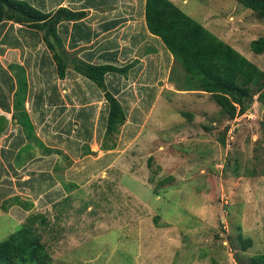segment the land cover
I'll return each instance as SVG.
<instances>
[{
  "label": "rangeland",
  "instance_id": "1",
  "mask_svg": "<svg viewBox=\"0 0 264 264\" xmlns=\"http://www.w3.org/2000/svg\"><path fill=\"white\" fill-rule=\"evenodd\" d=\"M171 1L264 71V52L249 48L251 40L264 38V19L235 0ZM143 3L137 1L135 14L141 15ZM57 46L55 51L46 44L42 51L48 59L42 83L48 89L60 79L53 51L67 71L74 70L73 53ZM160 71L154 78L147 74L145 86L129 84L113 93L125 120L112 132L106 124L108 89L94 86L91 99L100 108L92 106L74 122L85 126L82 117L88 115L97 145L74 133L78 159L57 143L66 121L60 119L67 115L49 110L40 137L34 131L39 141L26 138L36 148L29 161L49 174L42 180L38 175L20 179L32 170L24 160L17 171L11 169L16 179L5 172L0 180V240L27 216L41 214L46 223L37 221L36 226L50 251L48 264H251L249 256L264 253V227L257 223L264 217V199H259L264 196V104L255 88L243 109L237 107L230 116L209 93L193 89L189 81L185 84V78L186 87L177 86L183 71L170 57ZM15 75L22 77L18 71ZM34 75L23 71L32 92L35 83L26 78ZM78 90L85 94L91 88L83 83ZM55 98L52 93L47 101ZM74 122L71 134L78 129ZM246 188L256 197L247 206L242 199ZM201 206L208 208V219L194 215ZM245 238H251L247 248L242 246Z\"/></svg>",
  "mask_w": 264,
  "mask_h": 264
},
{
  "label": "crops",
  "instance_id": "2",
  "mask_svg": "<svg viewBox=\"0 0 264 264\" xmlns=\"http://www.w3.org/2000/svg\"><path fill=\"white\" fill-rule=\"evenodd\" d=\"M26 1L43 12L54 11L60 6L86 12V15L79 20L59 22L56 25V32L62 39L65 50L73 53L74 58L94 64L130 65L123 73L109 72L105 74L104 84L112 94L117 92L118 87H126L129 84L145 86L142 81L149 79L146 77L147 74L151 73L152 78L156 77L161 72L160 68L166 65L169 57L173 59L172 54L166 48L169 56L164 54L158 42V39L161 41L160 38L149 33L146 27L144 17L145 0L141 15L135 14L138 0ZM68 4L72 7L67 6ZM44 47H46V44L42 31L10 20L8 22L0 21V118H4L3 121L0 120V124H5L3 131L0 133V180L4 178L6 171L10 174L8 175L9 179H16L11 174V169L14 167L17 171L21 160H24L28 169L32 170H26L22 176L23 178L20 179L28 180L33 175H38L42 180V178H46L47 173L49 174L48 169L38 168L34 166L35 164H32V161H29L34 157L33 153L36 148L29 150H33V153L24 152L21 160H17V155L28 143L21 124L12 116L14 112L13 96L18 87L17 79L14 77L16 76L15 72L18 71L17 65L22 66L23 71L35 73L34 77L26 78L28 81L35 83V91L32 92L28 89L23 103V108L33 125L35 134L40 137L42 127H47L48 115L46 114L53 108L57 113L67 115V118L61 117L60 119L63 123L64 120L66 121L63 131L60 130L59 132L63 138L61 139L62 136H60V141L57 142L63 151L66 153L70 151L78 159L80 147L76 146L75 148L74 146L76 145L74 142H79L77 139L75 141V138H72L74 133H83L82 137L88 145H97L96 132H90L91 122L89 121L91 119L88 115L82 117L84 119L83 123L87 125L79 127L78 123L74 122V119L80 113H90L92 106L95 107V111L100 108H97L98 106L94 105L91 99L95 96L96 85L74 70L70 69L71 72H69L65 69L63 78H57L56 84L54 83L51 89L45 88L42 83L45 80L43 71L48 59L43 57ZM20 49L23 51L21 52ZM22 55L23 57H21ZM27 68L30 70H27ZM169 74L170 71L167 74V79ZM171 82H173L172 79ZM83 83L91 88L89 93L82 94L78 90L79 84ZM61 85L65 88L61 90L62 92H59ZM124 90L123 88L120 89L121 93ZM50 93L56 94V102L47 101V96L50 97ZM73 122L74 127L78 129L73 130V134H71L70 123L73 124ZM79 128L80 132L78 131ZM42 140L46 147H50L46 143L45 137H42ZM40 161H46V159ZM3 163L8 165L7 169H5ZM33 167H36L35 171ZM3 186L9 187V185Z\"/></svg>",
  "mask_w": 264,
  "mask_h": 264
},
{
  "label": "trees",
  "instance_id": "3",
  "mask_svg": "<svg viewBox=\"0 0 264 264\" xmlns=\"http://www.w3.org/2000/svg\"><path fill=\"white\" fill-rule=\"evenodd\" d=\"M235 1L250 9L258 18L264 19V0ZM85 15L86 12L83 10H72L64 6L51 12H43L26 0H0V21L5 18L42 31L44 41L52 50H55L56 45L57 48L65 50L62 39L57 35L56 25L61 21L79 20ZM144 17L149 33L160 38L164 47L172 54L174 62L183 71L182 79H178L181 81L176 84L177 86L186 87L185 84L189 81L193 89L209 93L230 116L235 115L237 107L239 112L243 109L247 99H250L252 87L258 94L257 100L264 104V71L171 0H145ZM249 48L256 54L263 53L264 38L251 40ZM55 51L52 57L56 60L58 77L63 78L67 66ZM74 62L73 69L77 73L102 88L105 86L106 73H123L130 67L129 64L124 66L94 64L79 58H74ZM16 67L22 77L20 75L17 78L18 88L13 96L12 116L21 124L27 139L38 140L23 108L27 90L23 69L20 65ZM104 95L108 102L107 131L112 132L124 122L125 112L110 91L106 90ZM182 114L191 116V113ZM0 120L3 121L4 118L1 117ZM4 126L5 124H0V133ZM39 144L42 145V142ZM43 148L47 152L50 149L46 146ZM31 149L32 145L26 143L17 155V160H21L23 152L33 153V150L29 151ZM37 221L46 223L43 215L31 214L16 230L0 240V264L49 263L50 251L38 232ZM250 245L251 238L242 240L243 248ZM249 260L251 264H264V253L251 255Z\"/></svg>",
  "mask_w": 264,
  "mask_h": 264
},
{
  "label": "clouds",
  "instance_id": "4",
  "mask_svg": "<svg viewBox=\"0 0 264 264\" xmlns=\"http://www.w3.org/2000/svg\"><path fill=\"white\" fill-rule=\"evenodd\" d=\"M242 199L245 206L251 204L254 199H256L255 195L249 190L245 189L244 193L242 194ZM259 199H264V196L259 197ZM194 215L198 216L201 219H208L209 217V210L207 207L201 206L198 210L194 212ZM257 223L260 227H264V217H258ZM252 229L246 228V231H251Z\"/></svg>",
  "mask_w": 264,
  "mask_h": 264
}]
</instances>
